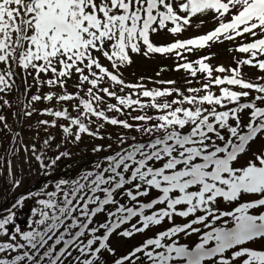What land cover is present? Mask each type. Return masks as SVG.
<instances>
[{"label":"snow or ice","instance_id":"snow-or-ice-1","mask_svg":"<svg viewBox=\"0 0 264 264\" xmlns=\"http://www.w3.org/2000/svg\"><path fill=\"white\" fill-rule=\"evenodd\" d=\"M0 133V264H264V0H0Z\"/></svg>","mask_w":264,"mask_h":264},{"label":"rangeland","instance_id":"rangeland-1","mask_svg":"<svg viewBox=\"0 0 264 264\" xmlns=\"http://www.w3.org/2000/svg\"><path fill=\"white\" fill-rule=\"evenodd\" d=\"M219 51H220V56H219L218 60L213 61V63H225V64H227L230 60V57H228L226 54H224L222 49ZM153 67L154 66L148 67V73L149 74H152ZM179 76H180V74L176 73V72H166L163 74V78H165V79H167V78L179 79ZM9 119H12L10 114H9ZM11 122L12 121H10V123ZM23 135H24L25 139H27L29 137V135H31V133L27 132V130L25 129L23 132ZM0 139L3 141V144L6 143L2 133H0Z\"/></svg>","mask_w":264,"mask_h":264},{"label":"trees","instance_id":"trees-1","mask_svg":"<svg viewBox=\"0 0 264 264\" xmlns=\"http://www.w3.org/2000/svg\"><path fill=\"white\" fill-rule=\"evenodd\" d=\"M9 121H12V119H9ZM0 144H3V141L0 139Z\"/></svg>","mask_w":264,"mask_h":264}]
</instances>
